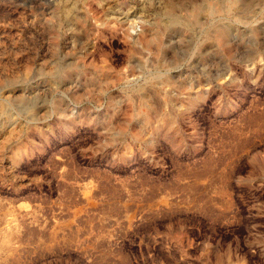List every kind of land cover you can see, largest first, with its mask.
Wrapping results in <instances>:
<instances>
[{
  "label": "rangeland",
  "instance_id": "obj_1",
  "mask_svg": "<svg viewBox=\"0 0 264 264\" xmlns=\"http://www.w3.org/2000/svg\"><path fill=\"white\" fill-rule=\"evenodd\" d=\"M0 264H264V0H0Z\"/></svg>",
  "mask_w": 264,
  "mask_h": 264
},
{
  "label": "bare ground",
  "instance_id": "obj_2",
  "mask_svg": "<svg viewBox=\"0 0 264 264\" xmlns=\"http://www.w3.org/2000/svg\"><path fill=\"white\" fill-rule=\"evenodd\" d=\"M224 32H225V30L223 29V30H222V33H224Z\"/></svg>",
  "mask_w": 264,
  "mask_h": 264
}]
</instances>
